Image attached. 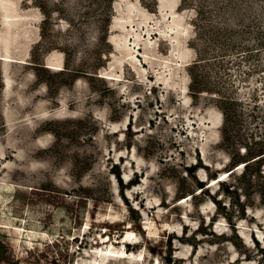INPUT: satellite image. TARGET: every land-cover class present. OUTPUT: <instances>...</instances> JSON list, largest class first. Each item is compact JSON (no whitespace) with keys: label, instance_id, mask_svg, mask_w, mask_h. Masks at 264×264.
I'll return each instance as SVG.
<instances>
[{"label":"rangeland","instance_id":"1","mask_svg":"<svg viewBox=\"0 0 264 264\" xmlns=\"http://www.w3.org/2000/svg\"><path fill=\"white\" fill-rule=\"evenodd\" d=\"M77 258L264 264V0H0V264Z\"/></svg>","mask_w":264,"mask_h":264},{"label":"bare ground","instance_id":"2","mask_svg":"<svg viewBox=\"0 0 264 264\" xmlns=\"http://www.w3.org/2000/svg\"><path fill=\"white\" fill-rule=\"evenodd\" d=\"M131 235H132L131 233H127L125 238L128 239V238H130ZM105 252L111 253V254H115V253L122 254L121 249L117 250L115 248H110V247H106ZM73 264H96V263H92L91 261L81 260V259L77 258Z\"/></svg>","mask_w":264,"mask_h":264}]
</instances>
